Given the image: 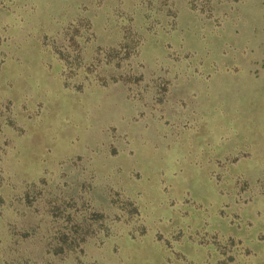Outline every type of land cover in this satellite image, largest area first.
<instances>
[{
  "label": "rangeland",
  "instance_id": "obj_1",
  "mask_svg": "<svg viewBox=\"0 0 264 264\" xmlns=\"http://www.w3.org/2000/svg\"><path fill=\"white\" fill-rule=\"evenodd\" d=\"M135 1L0 0V193H14L12 204L27 217L29 208L18 196L34 208L32 187L27 197L23 186L17 194L10 168L27 178L42 168H97L82 185L64 186L80 195L76 202L81 206L72 197L65 203L78 206L87 220L102 213L99 222L108 227L110 238L126 215L113 216L123 211L115 208L122 198L115 187L106 189L108 196L105 190L96 192L106 182L102 173L150 169L133 171L128 178L130 186L150 198L154 190L158 194L155 172L166 168L163 177L173 182L167 188L171 196L166 206H156V199L149 205L154 212L169 210L178 225L167 239L157 233L151 240L136 229L122 236L121 245L134 240L133 234L141 238L128 264H198L203 254L197 246L221 234L240 237L253 249L254 241L264 243V0H181L174 20L163 15L168 0ZM133 4L138 5L134 10ZM148 9L155 13L147 15ZM113 22L131 24V31L142 36L137 54L115 47ZM141 56L155 63L158 74L178 72L173 76L178 84L159 103L145 95L144 106L138 105L133 89L119 82L128 60L146 64ZM99 106L104 111L97 115ZM125 121L155 128L149 144L136 139L134 147L108 148V134L120 139ZM99 123L104 139L91 133ZM99 146L107 149L105 159ZM99 158L104 160L100 165ZM175 168L177 174L171 172ZM74 176L66 171L64 177L71 182ZM93 192L97 200L90 205L87 196ZM1 196L0 211L7 203ZM58 214L59 220L66 217V211ZM130 223L139 221L130 218ZM172 242L178 249L166 252ZM101 245L85 248L79 264H103ZM214 246L217 253L223 251V243ZM119 249L111 246L106 252ZM218 254L219 264H231L228 253ZM48 255L58 263L60 257ZM213 256L204 264H214Z\"/></svg>",
  "mask_w": 264,
  "mask_h": 264
},
{
  "label": "trees",
  "instance_id": "obj_2",
  "mask_svg": "<svg viewBox=\"0 0 264 264\" xmlns=\"http://www.w3.org/2000/svg\"><path fill=\"white\" fill-rule=\"evenodd\" d=\"M178 1L181 0H168V3H165V12L163 15L170 16L171 19L174 20L177 15ZM134 3L143 5L139 0ZM138 5H131L132 9L134 10ZM154 13L153 10H147V15ZM113 25L117 26L114 31L116 36L115 47L118 49L125 47L127 49L126 55L132 54L130 51L133 52V54H137L139 52L142 36L137 30L131 31V24L122 25L121 22H118V24L113 22ZM141 59L145 61V65L140 63L134 64V60H128L126 63L128 71L120 75L119 82L121 85L125 86L126 89H133L131 90L134 93L132 98H137V103H140L138 105L144 106L146 103L144 101L145 95H149L155 103H159L166 96V93L168 91H173L176 84H178V79H173V76H177L178 72L171 71L172 74L162 72L158 74L155 66L152 65L155 63H150L144 56H141ZM141 59L140 57L138 58L140 62ZM153 61L157 60L153 59ZM162 62L166 61L162 60L161 63ZM153 67V72L148 71L149 68L151 69ZM161 108L163 109V107ZM94 110L97 115L102 114L104 107L99 106ZM99 125L100 123L97 124V127L92 130L91 133H98L96 136L100 135L103 138L102 133H100L102 131V126ZM139 126V124H132L125 121L126 128L124 129L122 137L118 139L117 136L108 134L109 140L107 147L119 146L120 149H125L127 146L130 147L128 145L129 143L134 147L137 145L136 139H140L142 143L147 142V144H149V141H151L153 137V130L156 129L148 127L147 130H145ZM86 127H88V125H86ZM96 136H91V139L94 145H99L95 140ZM100 140L102 139L100 138ZM106 153L107 149L99 146L98 154L100 156L103 155V159L106 158ZM102 158H99L101 162L98 165L104 162ZM12 169H14V171ZM140 169H142V173L151 171L148 168H110L109 172L102 173L106 178V182L100 184L101 186L99 185L96 192H100V189H102L105 190L103 191V193L105 192V196H108L109 194L106 192V189L111 190L115 187V191L122 194V198L118 201L115 208H120L123 211L117 209L113 213V216L116 214L126 215L124 222L122 221V223H119L120 230L117 231L113 237L111 236L110 239L107 237L110 235L106 231L108 227H105L104 222H99V220L105 216L98 212L96 215L97 217L87 220L85 215H81L83 212L79 213L80 209L78 206L81 205H78L76 201L80 199V195L74 193V196L72 192H69L70 186L64 187L65 185H71L70 183L73 182H75L74 186L76 187H78V184L82 185L86 181V175H95L97 168H67V173L75 174L74 178H70L74 179L71 182L66 181L67 178L64 177L66 171H62L59 168H42L32 174L31 178H27L26 175L16 168H10L9 171L11 174L17 177L15 180L17 183V194H19V192L20 194L24 192V196L27 197V189L32 187L31 193L35 200V204L33 206L34 208L30 209L29 201L22 198L23 196H18V200L23 199L24 205L29 208L30 215L22 218L21 210L23 212L22 214H26V211L24 209L18 210L16 205L12 204L13 200H17V196L12 192L0 193L1 200L4 201L1 196L2 194L3 197L7 199V203L5 202L1 205L0 211V264H53L55 261H52L51 256L48 254L60 257L58 263L55 262L57 264H59V260L62 261L60 264H79L77 257L83 253L85 248L95 243L102 244L100 250L103 252L104 257L106 256L104 262H102L103 264H106L107 261H109L110 264H128L129 259L132 258V254L134 253L133 246L136 247L138 240L141 239L139 238V234H133L131 237H133L134 240H128L127 243L122 244V246L120 244L123 242L121 241L122 236H125L128 232L136 229L139 230L140 234H145L148 238L151 237L152 234L161 233L164 235V239H167L168 236H171L172 227L176 224L178 225L177 221L179 220H176L178 217H172L171 212L168 213L169 210L165 208H161L159 211L154 212L153 206L149 204H152L151 201H155L156 199V206H166V202L171 196L168 194L167 188L168 186L170 188L173 182L170 183L165 180L163 174L166 168H160L155 172V176L159 174L156 178L157 184L154 187L157 189L158 194H156V190H154L155 192L152 196L146 198L143 192L140 195V190H137L135 186H130L131 184L128 182V178H131V173L133 171L140 173ZM9 171L8 169L4 170L2 175L3 179L5 178L6 180L9 178ZM171 172L177 174L178 168H175ZM160 177H163V180H165V184L162 186L159 184L160 181H158L161 179ZM22 186L26 192L21 190ZM117 192H115L116 198L118 197ZM95 193L93 192L91 196H87L90 205H92L91 202L97 200ZM68 197H72V201L78 206H74V204L67 206L65 200ZM82 203L83 201L80 204ZM111 203H114V201H111ZM89 204L86 206L91 208ZM37 206L42 210H38L37 212ZM97 210L103 211L101 209ZM64 211H66V217H61L60 220L57 219L56 216L59 215L58 213ZM78 214H80L79 218L76 217ZM130 218L138 220V225L135 226L132 225V223L128 224ZM168 221L173 222L172 224L165 223ZM102 227H105V230H101ZM222 235L223 234L217 236L214 242L208 243L205 246H197L200 250L199 252L203 254L202 260L198 264L201 262L204 264L208 256L212 254H214V256L210 258L215 260L214 264H219L220 261L216 259V256L218 257V253L221 252L228 253V259H231V264H264L263 239L258 242L254 241L252 243L253 249L251 248L252 250H249L244 246V242L240 237L226 236L225 238L224 236V238H221L223 237ZM150 239L152 240V237ZM218 242L219 244L223 243L224 246H221L222 248L220 247L223 251L221 250V252L217 253V248L214 245H218ZM171 244L174 247L172 249L171 247L166 249V252L171 253L170 250L178 249L175 247H178V243L172 242ZM118 245L120 247L119 252L116 251L112 255L106 252V249H109L111 246L117 247ZM215 253H217V255ZM52 259L56 260V258Z\"/></svg>",
  "mask_w": 264,
  "mask_h": 264
}]
</instances>
